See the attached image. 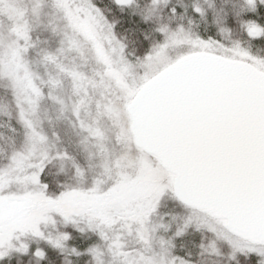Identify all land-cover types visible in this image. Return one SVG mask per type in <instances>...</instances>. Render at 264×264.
<instances>
[{
  "label": "snow or ice",
  "instance_id": "obj_1",
  "mask_svg": "<svg viewBox=\"0 0 264 264\" xmlns=\"http://www.w3.org/2000/svg\"><path fill=\"white\" fill-rule=\"evenodd\" d=\"M46 7L59 16L61 26L52 31L61 39L54 51L37 53L41 74L29 54ZM189 9L201 19L211 11L221 39L194 33ZM117 12L154 25L142 33L150 44L143 56L118 38ZM229 16L248 46L224 42ZM257 18H264V0H0V81L23 129L21 146L13 144L0 166V264L12 254L43 264L46 251L32 249L29 240L88 256V264H193L190 253L175 254L174 240L193 229L194 215L210 222L195 224L211 237L199 246L200 256L219 258L227 246L232 259L255 256V264H264V57L251 51L252 41L264 40ZM175 20L181 23L173 28ZM68 56L73 59L65 63ZM89 60L92 72L84 70ZM65 81L71 84L67 99ZM46 101L57 106V120L82 137L75 147L99 158V173L90 175L91 166L85 168L56 131L45 130V123L52 126L42 114ZM54 162L69 180L50 178ZM133 197L137 202L130 204ZM165 197L189 213L168 238L156 233L172 225L152 219ZM70 203L77 207H66ZM117 224L138 249L127 251ZM69 228L90 231L98 242L84 251L70 247L72 234L61 230Z\"/></svg>",
  "mask_w": 264,
  "mask_h": 264
},
{
  "label": "rangeland",
  "instance_id": "obj_2",
  "mask_svg": "<svg viewBox=\"0 0 264 264\" xmlns=\"http://www.w3.org/2000/svg\"><path fill=\"white\" fill-rule=\"evenodd\" d=\"M95 2L98 5H108L111 3V0H95ZM191 2L192 0H185V3L190 4ZM212 2L219 5L222 3V0H212ZM201 3H203V0H201ZM182 11V9L177 8L178 13H181ZM165 15H167V10H165ZM188 15L189 18H191L190 27L194 33L202 36L203 38L212 37L215 39H221V37L218 35V27L211 11H209L206 18L204 19H201L199 16L192 15L191 9H189ZM108 18L111 22L113 19L111 13H109ZM248 18L250 17H245V19ZM226 19V26L231 29V34L224 38V42L230 46L233 43H240L242 46H248V37L246 33L241 30L239 24L231 16L227 17ZM257 19H259L260 23L264 24V18ZM115 20L118 21V23H116L115 31L118 35V38H127L125 42L128 43V51L131 52L135 48V54L138 56H143L150 47V44L148 41L143 40L142 33L149 31L154 27V25L145 24L138 16H133L128 13H115ZM178 23L181 22L175 20L172 22L171 26L175 28ZM182 23L185 25V27L189 26L187 18L182 21ZM57 26H61V21L58 14H56L51 7H46L43 10V14L40 17L39 22L35 24L34 31L31 34L33 41L37 42V47L29 54V59L32 61L33 69L41 74H43L44 68L38 64L39 57L37 56V53L41 49L54 51L59 47V41L61 37L54 34L52 31V28ZM82 28L85 31H88V26L86 24L82 25ZM155 38L157 40L160 39L158 35ZM131 41H136V43H132ZM141 41H143L142 44L140 43ZM251 51L254 55L264 57V40L252 41ZM72 59V56H68L65 59V63H69L72 61ZM76 63H81V61L77 59ZM95 68L96 65L91 60H89L84 70L86 72H92ZM97 79H99V77H97ZM64 89L65 99H67V95L70 94L71 89L70 81H65ZM43 113H47V116L52 119L51 127L45 123V130L49 132V135H51V131H56L64 140L65 146L69 147L70 150L73 151V154L76 156L77 160L85 168H89L91 166L90 175H96L99 173V158L94 157L89 159L88 153L84 152L82 148L75 147L76 145H79L82 137L77 136L68 126L66 121L63 119L57 120V106L46 101L44 104H42V114ZM22 140L23 129L16 119V109L13 96L10 89L7 87V83L5 81H0V166H3L7 163L5 155L10 153L12 145L14 144L16 148H19L22 144ZM92 151L95 152L96 150L92 149ZM148 155L149 154L145 153L144 151L142 152V156L145 160H147ZM49 174L50 178L54 181L69 180V176L66 174V172H60L59 162H54L53 164L49 165ZM164 175L165 172L163 169H161L160 176L163 177ZM105 180L108 181L109 178L105 177ZM137 199L138 197H133L129 203L135 204ZM66 207L71 209L77 207V205L70 203L66 205ZM188 215L189 213L185 210V208L181 207V205L176 203L172 198L165 197L160 201L158 211L156 215L152 217V219L154 223L171 224L172 230L168 233L159 231L156 233V235L158 237H170L175 232L176 226L182 224ZM196 223L206 227L210 222L207 216L194 215L193 229L189 230V232L184 237L174 240V244L176 246V255L187 258L188 254L190 253L193 264H213V262H216V264H255L256 260L258 259L255 256L245 257L240 255L235 259H232L230 250L227 248V246H222L223 255L219 258L215 256H200L199 246L201 243L207 245L211 237L209 233L203 229L201 231H196ZM115 227L118 229V234L121 236V239L126 242L127 251L132 252L134 249H138L140 247L136 240H133L127 235V229L121 227L119 224H117ZM61 230L68 231L72 234L73 239L68 242L69 246L76 247L81 251H84L90 245L98 242L97 237L94 236L92 232L87 230L84 233H76L70 228ZM27 243L30 244L32 249H35L38 246L44 248L48 259L44 261L43 264H88L90 259L88 256L76 257L66 253L61 254L46 247L41 241L29 240ZM5 264H36V262L31 255L12 254Z\"/></svg>",
  "mask_w": 264,
  "mask_h": 264
},
{
  "label": "water",
  "instance_id": "obj_3",
  "mask_svg": "<svg viewBox=\"0 0 264 264\" xmlns=\"http://www.w3.org/2000/svg\"><path fill=\"white\" fill-rule=\"evenodd\" d=\"M144 152L147 153V154H149V152H148L147 149H145ZM193 206H194V207H199V205H193ZM201 210L203 211V209H201Z\"/></svg>",
  "mask_w": 264,
  "mask_h": 264
}]
</instances>
